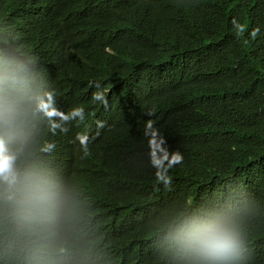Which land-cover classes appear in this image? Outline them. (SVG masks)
<instances>
[{"label":"trees","instance_id":"16d2710c","mask_svg":"<svg viewBox=\"0 0 264 264\" xmlns=\"http://www.w3.org/2000/svg\"><path fill=\"white\" fill-rule=\"evenodd\" d=\"M99 3L48 0L37 15L0 4V60L47 84L55 103L84 110L69 128L54 117L66 133L32 115L13 145L21 170L57 194L25 212L0 192V264H182L175 232L207 212L238 221L239 264H264V0ZM172 93L189 119L167 104ZM250 117L261 128L254 143L244 140ZM165 150L182 160L158 171ZM85 195L92 208L63 236L61 204Z\"/></svg>","mask_w":264,"mask_h":264},{"label":"clouds","instance_id":"9594fccd","mask_svg":"<svg viewBox=\"0 0 264 264\" xmlns=\"http://www.w3.org/2000/svg\"><path fill=\"white\" fill-rule=\"evenodd\" d=\"M27 15L44 13L48 0H14ZM95 5L98 10L102 8L103 0ZM108 1V0H104ZM2 0H0L1 4ZM81 15L78 12H73ZM83 14L86 13V8ZM16 63L8 60H0V192L7 200L21 211L30 212L47 204L57 194V186L53 181L38 173L22 171L18 166L20 152L13 147L16 143H22L27 136V129L33 115L37 124L50 128L52 132H67L70 125L77 119L83 120L84 110L81 106L64 108L57 99L54 91L44 82L22 78V70ZM93 100H103L100 93H93ZM30 102V103H29ZM173 103L172 109L182 112L189 119L190 111L177 93L169 95L167 104ZM42 113L49 120L44 121ZM68 123L62 127L56 123L54 117ZM259 118L250 117V123L243 128L246 135L244 140L256 142L261 134L260 125H253ZM252 132V133H251ZM81 144L86 143L85 135L77 133ZM150 142L157 153L161 145L156 140ZM86 149V148H85ZM159 160L155 156L156 164L161 163L160 169L171 159L173 163H179L182 157L179 153ZM154 151V154H157ZM168 161V162H167ZM157 179L166 184L171 183L168 177L157 172ZM57 181V180H56ZM54 191V193H53ZM93 206V198L85 195L84 198L70 199L62 203L56 215L57 220L63 224V236L67 237L66 223L72 221L77 215L89 211ZM263 233H264V224ZM171 241V240H168ZM173 241L182 264H239L244 259L246 246L242 239L240 225L234 218L217 213H194L185 218L175 232Z\"/></svg>","mask_w":264,"mask_h":264}]
</instances>
